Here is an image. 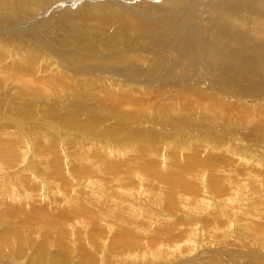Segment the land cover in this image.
Returning <instances> with one entry per match:
<instances>
[{
  "label": "rangeland",
  "instance_id": "obj_1",
  "mask_svg": "<svg viewBox=\"0 0 264 264\" xmlns=\"http://www.w3.org/2000/svg\"><path fill=\"white\" fill-rule=\"evenodd\" d=\"M215 5L212 0H0V159L9 163L5 148L17 146L21 159L10 160L12 170L34 166L37 178L29 167L24 177L39 189L30 198L33 189L24 192L17 172L0 165V235L9 240L0 248V264H53L55 252L66 254L64 264H264V81L250 83L247 73L238 74L248 63L264 67V42H257L264 34L241 43L235 34L214 28ZM255 6L242 14L253 22ZM95 9L101 18L107 13L104 26L93 27L100 25ZM86 21L91 25H83ZM253 22L235 25L262 31ZM80 45L95 52V62L79 63L85 55ZM233 58L236 77L229 79L220 65ZM113 93L128 95L114 102ZM193 93L201 99L191 98ZM201 121L214 131L200 137ZM221 133L225 137L218 139ZM203 141L221 147L220 156L206 155L211 150ZM44 150L51 156H42ZM153 150L156 165L147 172L143 157ZM105 154L107 183L100 180ZM170 156H178L183 186L169 185L160 175L173 166ZM194 158L197 168L189 172ZM213 159L224 165L202 166ZM86 161L94 177L74 174ZM60 164L71 182L65 191L52 179L59 178L54 175ZM249 166L258 178L255 185ZM7 190L12 196L19 192V198H9ZM96 192L105 194L106 216H97L107 231L98 232L103 237L96 236L98 227L87 225ZM87 194L90 203L77 211L78 218L71 213L59 218ZM221 207L233 214L224 217ZM208 210L224 224L208 221ZM94 239L98 244L92 246ZM37 245L48 255L46 262L36 260ZM64 245L67 253L61 252Z\"/></svg>",
  "mask_w": 264,
  "mask_h": 264
},
{
  "label": "bare ground",
  "instance_id": "obj_2",
  "mask_svg": "<svg viewBox=\"0 0 264 264\" xmlns=\"http://www.w3.org/2000/svg\"><path fill=\"white\" fill-rule=\"evenodd\" d=\"M56 1V0H55ZM137 1V0H136ZM257 1V0H256ZM58 2V1H57ZM58 3H60V2H58ZM137 3V2H136ZM212 3H214V4H217V5H215L214 6V8H213V20H214V28H215V26H220L224 31H225V33H228V34H235L237 37L236 38H239L240 40H241V43H247L249 40H248V38H253V36L254 37H256L257 39H258V36H259V33H263L264 34V4H263V2H262V4H261V1H257V2H255V1H253V0H212ZM253 3L254 4H259V6H255V5H253ZM141 4V3H140ZM252 6H255V7H257L258 9V12L257 13H255L254 15H253V17H254V22H253V18H252V16H250V17H246V16H243L242 14H245V11L247 10L248 11V8L249 9H252ZM179 7H181V6H179ZM220 7H222L223 9H220ZM33 8V6L31 5V6H29V10L30 9H32ZM173 8H174V5H173ZM173 8L171 9V10H173ZM36 11V10H35ZM93 11H95L94 12V14H92V15H94V19H98V21H99V23H100V25H95V26H93V27H99V26H101V25H103L104 26V24H105V20L106 19H108V15H107V13H106V15H105V18H101V14L99 15V13L97 14V11H96V9L95 10H93ZM67 13V12H66ZM83 13V12H82ZM105 13V12H104ZM175 18H176V16H175ZM176 20V19H175ZM180 20H181V18H180ZM176 21H179V20H176ZM236 21V22H235ZM248 23V22H251V24H252V22L253 23H255V25H261V26H263V27H261V29H262V31H256V30H254V31H256V33H251L250 32V30H249V28H246V29H242V28H237V26L235 25L236 23H241V24H243V23ZM83 25H86V27L87 26H89V25H91V24H89V21H86L85 22V24H83ZM79 26H81L80 24L77 26V24H74V28L76 29H78L79 28ZM252 26H254L253 24H252ZM83 27V26H82ZM259 28V27H258ZM72 29V28H71ZM218 30V29H217ZM252 31V30H251ZM115 32V31H114ZM214 32H215V30H214ZM216 33V32H215ZM257 42H264V41H261V40H258ZM233 42H231V43H229V45H231ZM99 46H100V44H98ZM81 47H82V49H83V52H84V50H86V49H89V47L87 46H85V45H80ZM85 46V47H84ZM99 46H97V48H100ZM238 47H235L234 45H233V49H237ZM201 51H203V50H201ZM85 53V55L87 56V58L85 57V55H83L82 53L80 54V59L82 60V61H80L79 63H82L83 62V64L85 63H89V61L90 62H95L96 61V59L95 58H93V57H96L95 55V52H84ZM142 57H145V55L144 54H142L141 55ZM78 57V56H77ZM104 57V56H103ZM102 57V58H103ZM115 61V60H114ZM106 62V61H105ZM78 63V64H79ZM207 64L208 63H206V66H207ZM220 68H222V69H227V73H226V75L228 76V78H229V75H232L234 78L236 77V61H235V58H233L232 60H230V61H227L226 63H224V64H221L220 65ZM205 69V68H204ZM101 70V69H100ZM247 73V80L250 82V83H253V82H255V81H264V67L263 66H261V65H254V64H251V63H248V64H246V66H245V69L243 70V72H238V74H243V75H245ZM183 79V78H182ZM197 79V78H196ZM230 79V78H229ZM198 80V79H197ZM31 82V81H30ZM32 82H35V83H39V81H32ZM31 82V83H32ZM43 83V82H42ZM36 84V85H37ZM200 85V84H199ZM198 85V86H199ZM41 88V87H40ZM113 88V87H112ZM199 89H201L200 87H198ZM124 90V89H123ZM159 92L160 91H163V89H157ZM201 90H204V89H201ZM136 91H138V90H134V92H133V94H135L136 93ZM205 91V90H204ZM105 92H107V93H109L110 92V90H105ZM124 92V91H123ZM181 92L183 93V94H185V91H184V89H183V87H182V89H181ZM112 93V92H111ZM114 94V96L113 97H111V100L112 101H114V102H116V100L117 99H122V100H125V98H127V95H125V96H123L122 95V93H121V95H116L115 93H113ZM112 94V95H113ZM202 94V93H201ZM136 95V94H135ZM173 95H175V96H177V97H182L181 95H178V94H176V93H174ZM203 95V94H202ZM110 97V96H109ZM137 97V96H136ZM194 97H196V98H198V99H201L199 96H198V94H195V93H193V95H192V97L191 98H194ZM206 97H208L209 98V96H208V94H206ZM195 98V99H196ZM193 100V99H192ZM196 101V100H195ZM166 110V109H165ZM201 113V112H200ZM199 113V114H200ZM198 117V116H197ZM96 121H99L98 119L96 120ZM103 121H104V119H103ZM185 121H186V119H185ZM188 121V120H187ZM184 122V121H183ZM96 124H97V122H96ZM99 124V123H98ZM102 124H100V126H101ZM109 125V124H108ZM188 124L187 123H183V127H186ZM103 127V126H102ZM111 128V127H110ZM198 132H199V136L200 137H204L205 135H207L206 134V132H210V131H214V129L213 128H211L210 126H208V125H206V124H204L202 121L200 122V124L198 125ZM106 130H109V129H107V126H106ZM187 130V129H186ZM181 133H182V131H181ZM186 133V132H185ZM215 133V132H214ZM221 136H219L218 135V139H223V137H225L222 133L220 134ZM60 138H61V136H60ZM2 139V138H1ZM149 141H150V143H152V142H154V144H155V142H157V140H155V138H151V139H148ZM46 142V141H45ZM204 143H205V146L206 147H208V149H207V151H209V150H211V151H209V152H207L206 153V155H210V153L211 152H215L216 154H217V156H220V154H219V152L221 151V147H219V149L217 148V150L215 149L216 147H217V145L216 146H207L208 145V142L206 141H203ZM57 143V142H56ZM153 144V143H152ZM12 144L10 143V144H8L7 145V147L5 148V149H7L8 148V150L9 151H7V154H9L8 156H6V158H3L5 161H8L9 163H7V162H3L1 159H0V165L2 166V165H4V166H7L9 169H7V173H9V172H11L10 174H12V173H15V172H17V171H15L16 169L14 168V166H10V160L12 161L13 160V164H16V162H18V160H20L21 159V153H19L18 152V149L13 145V146H11ZM205 146H199L200 148H203V150L206 148ZM225 146V145H224ZM153 147V146H152ZM199 147H197V148H199ZM223 147V146H222ZM227 147L228 146H225L224 147V150H227ZM157 148V147H156ZM187 148L189 149V150H191L192 149V146H191V143L190 144H187ZM57 149H59L58 147H57ZM155 149V148H154ZM215 149V151H212V150H214ZM4 150V149H3ZM146 150V149H145ZM157 150V149H156ZM197 150V149H196ZM200 150V149H199ZM199 150H197V151H199ZM105 151V150H104ZM103 151V152H104ZM2 152V151H1ZM59 152V150L58 151H56V149H55V156L57 157H59V158H61V153L60 154H57ZM147 151H145V153H146ZM238 152H239V149H236L235 151H234V153H232V152H230V154L231 155H229L230 156V158L228 159V160H232L233 158H234V156H236L237 154H238ZM1 154V153H0ZM70 154V153H69ZM147 154V153H146ZM3 155V154H2ZM25 155V154H24ZM93 155V154H92ZM155 155H156V152L153 150L152 152H151V154L150 155H147L148 157H143V158H147L146 159V161H144L145 163V165H144V169L147 171V172H149V171H151L154 167H155V165H156V162H155V158H153V157H155ZM42 156H44V157H50L51 156V154H49V152H47L46 150H44V153L42 154ZM27 156L25 155L24 156V158H26ZM107 156H106V154L104 155V160H99V162H101L102 163V166H103V176H102V179H100V180H102V181H104L105 183H107V174H109V162H108V160H107ZM208 159L209 158H211V157H207ZM247 158V157H246ZM99 159V158H98ZM24 160V159H23ZM143 160V159H142ZM170 160H172L171 162L173 163L172 165L173 166H171V169H169L167 172H165V173H160V175H162L163 177H165L166 178V180L168 181V183H169V185L170 184H179V185H182L183 186V180L178 176L179 175V172H178V170H179V160H178V156L177 157H174L173 158V156H170ZM61 160L59 159V162H60ZM195 161H196V158H194L193 159V161L192 162H190L189 164H188V171L189 172H191L193 169L195 170L197 167H195L194 166V164H195ZM88 162L89 161H86V162H82V163H80V168H78V169H80L79 170V172H77V170L75 171L74 169H73V171H75V173L72 171V176H73V173L74 174H76V175H79V176H81L82 177V175L84 176V175H86V176H88V175H92V177H94L93 175H95L96 173L94 172V171H91V170H89V168H90V166H91V164H88ZM142 162V161H141ZM140 162V163H141ZM23 163V162H22ZM54 163H56V164H58L57 162H54ZM61 163V162H60ZM71 163V162H70ZM219 165H221V166H223L224 165V161H222L221 163H219L216 159H213V161L210 163V164H208V165H202L203 167H207V168H211V169H213V170H215L216 168H218V164ZM61 165L62 164H60V166H59V169L57 170V172H56V174L54 175V176H58L59 178H52V179H54V182H55V184L57 183V181H61L62 182V186L61 187H59V186H57V189L58 190H62V189H64L68 184H70L71 182H70V180L68 179V178H65L64 179V175L66 174L64 171H63V169L64 168H61ZM262 165H264V162L262 163ZM74 166V165H73ZM244 166V165H243ZM28 167H29V169H28ZM172 167H173V169H172ZM15 169V170H12V169ZM142 168V169H143ZM240 167H238V169H239ZM245 168H247V167H245ZM27 169L30 171H32V172H34L35 174H34V178H37L36 176H37V172H36V170H35V167L34 166H31V164H30V166H25V167H23V169L22 170H20V171H18L17 172V174H16V177L18 178V181L20 180L21 181V184L23 185V189L24 188H28V189H30V188H32L33 190L31 191V193L33 194V196H31L30 198H32V197H34V195H36V194H38V191L37 190H39L37 187V184L35 183V180H27V181H25V177H24V175L25 174H27ZM75 169H77V168H75ZM96 169V168H95ZM237 169V170H238ZM248 171H249V173H254L253 172V170L251 169V167L249 166L248 168ZM97 170V169H96ZM96 172H98V170L96 171ZM1 173V172H0ZM4 173V172H3ZM3 173H1V174H3ZM71 173V172H70ZM173 173H175V175H176V178L172 175ZM31 174V173H30ZM2 175H0V179L3 177H1ZM29 177H30V175H28ZM85 176V177H86ZM10 177H12V175H10ZM9 177V178H10ZM71 177V176H70ZM69 177V178H70ZM80 177V178H81ZM46 178H48V177H46ZM79 178V179H80ZM84 178V177H83ZM49 179V178H48ZM210 179H214L215 180V183H213L212 181L210 182V187H212L213 189H215L217 186H218V184H219V182L217 181V179H216V173H213L211 176H210ZM97 180V179H96ZM95 180V181H96ZM19 181V182H20ZM257 181H258V178H257V176H256V174L254 173L253 175H252V180H251V183H254V185L257 183ZM0 182H3V180H0ZM53 182V181H52ZM102 184V183H101ZM39 187H41L40 186V184H39ZM63 187V188H62ZM225 187H227V185L226 186H224V188ZM52 188V186H50V189ZM245 188V187H244ZM1 190H3L2 188H0ZM49 189V188H48ZM239 189V188H238ZM240 189H243V186H240ZM255 191V189L254 188H251V190H250V193L251 192H254ZM8 191V190H7ZM26 191V193L28 192L26 189H24V192ZM52 191H54V190H52ZM64 191H65V189H64ZM95 192V191H94ZM6 193V192H5ZM8 193H9V198L10 197H13L14 198V200L19 196V192H17V191H15L14 193H13V196H12V194H11V192H10V190L8 191ZM93 194H95L96 196H95V200L92 202V203H90L89 201H88V199H89V197L90 196H88V194H87V197L86 198H80V199H75L74 200V202H72V203H70L69 204V210H62V212H60L59 213V218H67L68 216H69V213H71L72 215H73V217H77V211L80 209V208H82L87 202H89L90 203V205H91V207H92V215H91V218L89 219V221H88V224L87 225H90V227H93V229L95 228V226L96 227H98V228H95L96 229V232L98 233V232H105L106 231V229L104 228L103 229V227L101 226V225H99V221H97V216H106V214L104 213V211L102 210V206H103V204H104V198H105V194H99V193H93ZM90 195H92V193L90 194ZM7 196V195H6ZM17 196V197H16ZM62 197V196H61ZM65 197V196H64ZM80 197V196H79ZM8 198V199H9ZM19 198V197H18ZM217 198V197H216ZM98 199V200H97ZM218 199V198H217ZM20 201V200H19ZM18 201V202H19ZM217 201V200H216ZM215 201V202H216ZM15 202V201H14ZM218 202H219V199H218ZM217 203V202H216ZM253 203V202H252ZM27 204V203H26ZM53 204V203H52ZM81 205V206H80ZM252 204L251 203H249L248 204V208H250V207H252L251 206ZM26 206V205H25ZM24 206V207H25ZM250 206V207H249ZM209 209V208H208ZM254 209V208H253ZM221 211H223V212H225V215H223L224 217H228L229 216V213H231V214H233V210H226L225 208H223V207H221ZM235 212H237V211H235ZM51 215V214H50ZM209 218H208V221L210 220V222L212 221V224H215V223H217V225H221V224H224L223 222H215V220H218V216H217V214L216 213H214L213 215H212V212H211V210H208V212H207V214H206ZM78 218V217H77ZM126 218V217H125ZM42 220V219H41ZM204 220V219H203ZM231 220V218L229 217V221ZM132 222V221H131ZM53 223V222H52ZM51 223V224H52ZM130 223V222H129ZM133 223V222H132ZM23 224V223H22ZM19 225H21L20 223H19ZM25 225V224H24ZM26 225H27V223H26ZM25 225V226H26ZM48 225V224H47ZM53 225V224H52ZM31 226V225H30ZM30 226H28V227H30ZM32 226H34V225H32ZM31 226V227H32ZM46 226V225H45ZM104 226V225H103ZM48 227V226H47ZM106 227V226H105ZM33 228V227H32ZM31 228V229H32ZM35 228V227H34ZM49 228V227H48ZM51 228V227H50ZM212 228V227H211ZM220 229H221V227H219ZM244 228H245V225H244ZM26 229V228H25ZM28 229V228H27ZM26 229V230H27ZM38 229V228H37ZM41 228H39L38 230H40ZM92 229V228H91ZM33 230V229H32ZM94 231V230H93ZM35 232V231H34ZM96 232H94L95 234H97ZM107 232V231H106ZM206 232H207V230H206ZM29 233V232H28ZM31 233V232H30ZM29 233V234H30ZM45 233V232H44ZM93 233V234H94ZM100 233H98L96 236L97 237H99V236H101L102 234H100ZM38 234H39V232H38ZM77 234V233H76ZM48 235V234H47ZM47 235H43V239H47V240H49L50 238L47 236ZM90 235V234H89ZM15 236V235H14ZM42 236V235H41ZM17 237V236H16ZM32 237H33V235H32ZM39 238H40V236H38ZM71 237V236H70ZM77 237H78V235H77ZM91 237V236H90ZM97 237H95V238H97ZM102 237H103V235H102ZM25 238V237H24ZM56 238V237H55ZM69 238V237H68ZM72 238V237H71ZM89 238V237H88ZM14 239H16V238H14ZM28 239V238H27ZM53 239V238H52ZM81 239V238H80ZM92 240L91 241H93V238H91ZM98 239V238H97ZM96 239V240H97ZM11 240H12V238H11ZM56 240V239H55ZM88 240V239H87ZM95 240V239H94ZM95 240V241H96ZM100 240V239H99ZM105 240V239H104ZM122 240H127V239H125V238H121L120 239V241H122ZM7 241H9L8 240V237H4L3 235H0V248H1V246L2 245H4V243H6ZM16 241V240H15ZM20 241H23V240H20ZM25 241V240H24ZM38 241V240H37ZM59 241V240H58ZM78 241H80V240H78ZM101 241V240H100ZM99 241V242H100ZM18 241H16V243H17ZM27 242V241H26ZM31 242V241H30ZM33 242L34 241H32V243L31 244H33ZM44 242H46V241H44ZM89 242V241H88ZM103 242V241H102ZM37 243V242H36ZM39 243V242H38ZM37 243V244H38ZM43 243V242H42ZM104 243V242H103ZM102 243V244H103ZM125 244H127L128 242H124ZM21 244V243H20ZM19 244V245H20ZM27 244V243H26ZM30 244V245H31ZM66 244V243H65ZM96 244H98V240L96 241V242H94L93 244H92V246H95ZM7 245V244H6ZM28 246L27 247V249H32V246ZM113 245H115V247L116 246H118L119 245V247H122L121 245H122V242H116L115 241V243H113ZM17 246H18V244H17ZM26 245H24V247H25ZM48 247H49V245H47ZM62 246V245H61ZM68 246V245H67ZM40 246H38L37 245V254L39 253V258L37 259L36 258V260L40 263H42V260H44V262H46L47 261V258H48V255L47 254H43V255H41V250H40V248H39ZM68 247H70V246H68ZM60 248V247H59ZM62 248V251L61 252H64L65 251V249H67L68 250V248H66L65 247V245L63 246V247H61ZM21 249V251L18 253L19 255H22L23 256V252L25 251V248H20ZM61 250V249H60ZM60 250H58V251H60ZM43 251H44V249H43ZM18 252V251H17ZM26 252V251H25ZM35 252V250H33L32 251V254ZM66 252V251H65ZM84 252H86V251H84ZM11 252H9V254H10ZM22 253V254H21ZM67 253V252H66ZM79 253H81V248H79ZM87 253V252H86ZM89 253V252H88ZM81 255V254H80ZM37 256V255H36ZM83 256V255H82ZM24 257H26V256H24ZM90 257V256H89ZM23 258V257H22ZM53 259H50L51 261H52V263L53 264H64V263H67L68 262V258L66 257V254H63V253H59V257L57 256V254H56V252L55 253H53V257H52ZM70 258H71V256H70ZM30 259V258H29ZM32 259H33V257H32ZM35 259V258H34ZM90 260H91V258H89ZM28 261V260H27ZM30 261V260H29ZM28 261V262H29ZM73 261V260H72ZM81 261V260H80ZM79 261V262H80ZM119 263V262H118ZM80 264H82V261L80 262Z\"/></svg>",
  "mask_w": 264,
  "mask_h": 264
}]
</instances>
